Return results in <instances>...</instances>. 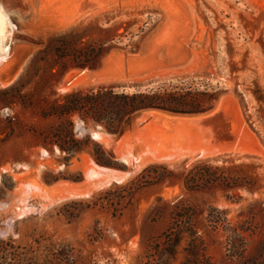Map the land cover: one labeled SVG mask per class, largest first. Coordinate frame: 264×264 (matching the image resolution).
Returning a JSON list of instances; mask_svg holds the SVG:
<instances>
[{"label":"rangeland","instance_id":"374dc122","mask_svg":"<svg viewBox=\"0 0 264 264\" xmlns=\"http://www.w3.org/2000/svg\"><path fill=\"white\" fill-rule=\"evenodd\" d=\"M0 14V264H160L187 208L212 264H264V0H0ZM102 87L189 92L197 113L143 112L120 135L76 115L118 168L95 144L66 165L43 114ZM151 164L178 178L122 199Z\"/></svg>","mask_w":264,"mask_h":264},{"label":"trees","instance_id":"16d2710c","mask_svg":"<svg viewBox=\"0 0 264 264\" xmlns=\"http://www.w3.org/2000/svg\"><path fill=\"white\" fill-rule=\"evenodd\" d=\"M87 65L89 66L83 64V67ZM196 105L198 106L195 96L189 92L147 90L127 93L116 92L106 87L96 92H73L66 94L61 101L55 102L44 112V118H56L60 121L46 137V146H50V151L57 147L60 153L64 154L61 161L69 165L73 158L89 151L88 145L95 144L89 136L85 138L76 136L73 121L76 115L85 124L92 120L95 124L102 125L108 133L120 135L137 114L158 110L175 114H193L197 113ZM95 146V151L91 155L96 164L106 168H118L99 144ZM175 178H178V174L168 166L151 164L119 189L122 190V199H130L162 187ZM206 220L217 223L213 221L212 215ZM195 221L196 214L188 208L180 210L175 215L172 224L152 250L160 264H168L170 260L176 259L181 249L185 255L181 264H212L207 256L205 236L200 232V229L209 227L204 222L200 225ZM183 244L186 246L181 248Z\"/></svg>","mask_w":264,"mask_h":264},{"label":"bare ground","instance_id":"6f19581e","mask_svg":"<svg viewBox=\"0 0 264 264\" xmlns=\"http://www.w3.org/2000/svg\"><path fill=\"white\" fill-rule=\"evenodd\" d=\"M1 15V14H0ZM2 16V15H1ZM0 16V23H2L3 22V18ZM3 25V24H2ZM2 25L0 26V53H2V51H4L5 50V44L3 43L4 41H2V30H1V28H2ZM5 30V29H4Z\"/></svg>","mask_w":264,"mask_h":264}]
</instances>
